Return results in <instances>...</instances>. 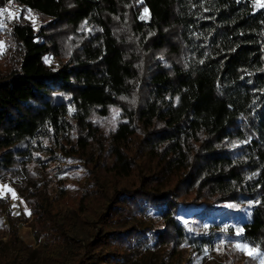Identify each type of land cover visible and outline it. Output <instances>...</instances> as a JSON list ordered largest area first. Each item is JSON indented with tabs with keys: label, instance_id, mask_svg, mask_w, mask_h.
Segmentation results:
<instances>
[{
	"label": "trees",
	"instance_id": "16d2710c",
	"mask_svg": "<svg viewBox=\"0 0 264 264\" xmlns=\"http://www.w3.org/2000/svg\"><path fill=\"white\" fill-rule=\"evenodd\" d=\"M7 1L0 179H17L39 246L0 198L1 264H182L197 243L264 254V0ZM111 107L124 121L104 136L91 117ZM79 167L84 193L62 212ZM223 203L250 210L239 235L215 221Z\"/></svg>",
	"mask_w": 264,
	"mask_h": 264
},
{
	"label": "rangeland",
	"instance_id": "374dc122",
	"mask_svg": "<svg viewBox=\"0 0 264 264\" xmlns=\"http://www.w3.org/2000/svg\"><path fill=\"white\" fill-rule=\"evenodd\" d=\"M20 14V8L15 7L10 11L8 18L11 19ZM32 22L36 25L40 23L36 19H32ZM4 26V25H3ZM2 26V27H3ZM0 28V30L2 29ZM3 47V41L0 40V49ZM91 121L95 128H97L102 135L107 136L112 132L116 126L124 121L121 116L120 108L111 107L108 114L105 116L98 115L93 112ZM112 162V158L107 154L103 158V166L98 169V172L107 175V169ZM63 196L61 199H57L54 203L56 209H61L62 212L76 210L80 202L85 189V173L82 168H75L70 173H66L61 177ZM17 179L10 177H3L0 179V198H7V209L9 216L13 218L11 223L15 222L19 225L18 235L25 244L32 248L38 247V241L34 238L30 223L32 216L30 214L29 206L23 198H19L15 191L14 185ZM215 217V221L226 220L229 223H234L232 227L227 226L224 223L222 230L224 232L233 233L239 235L242 230L240 225L247 222V218L250 210L246 206L232 205L231 203H223L213 208L211 211ZM15 218H18L15 220ZM189 221V220H188ZM194 221H189L188 227H193ZM5 219L4 215L0 211V241L5 242L7 239L5 232ZM212 227V221L210 218L206 219L202 223V228L208 230ZM237 253L234 254L227 248H224V244H216L212 249L203 248L200 243L195 244L193 247L181 244L178 248L180 260L182 264H212V260L219 264H251V260L255 264H264V254L258 250L253 249L247 245L237 244ZM189 259V260H188ZM251 259V260H250ZM189 261V262H188ZM1 264V263H0Z\"/></svg>",
	"mask_w": 264,
	"mask_h": 264
},
{
	"label": "built area",
	"instance_id": "2783aa9c",
	"mask_svg": "<svg viewBox=\"0 0 264 264\" xmlns=\"http://www.w3.org/2000/svg\"><path fill=\"white\" fill-rule=\"evenodd\" d=\"M17 7L16 4L7 1L0 7V28L5 24L10 11Z\"/></svg>",
	"mask_w": 264,
	"mask_h": 264
}]
</instances>
